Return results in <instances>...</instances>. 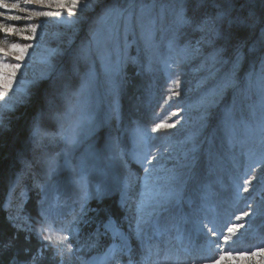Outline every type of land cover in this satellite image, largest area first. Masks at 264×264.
<instances>
[{"label": "rangeland", "instance_id": "374dc122", "mask_svg": "<svg viewBox=\"0 0 264 264\" xmlns=\"http://www.w3.org/2000/svg\"><path fill=\"white\" fill-rule=\"evenodd\" d=\"M3 2L11 5L18 0ZM65 2L70 4V0ZM114 5L129 8L128 0H97L93 8L74 25L63 24L50 17H32L28 20L25 19L27 12L0 8V23L26 30L6 34L0 29V49H3L0 51V63L21 64L12 81L11 90L5 96V101L12 107L4 110L3 127L0 128V146L3 147L0 161L7 162L2 179L5 196L3 208L8 219L10 213H17L39 228L41 211L46 212L54 234L69 235L68 242L73 244L74 249H79L74 251L71 258L66 254L64 264H130V258L131 264H141L144 254L140 255L134 242L136 238H130L129 231L133 222L130 213L132 209L135 210L134 206L141 199V195L133 200L131 197L138 189L140 193L145 191L144 180L138 178L143 172L141 168L137 171L140 165L132 159L127 163L129 168L126 169L127 165L121 164V168L115 170L110 165L115 154L111 141L118 139L120 149L126 145L131 149L133 132L137 126L150 130L157 119H166L168 123L179 120L180 123L174 129H162L159 133H152L155 145L153 151L162 149V145L168 142L172 145L178 144L184 152L193 147L189 140L194 141L199 148V159L194 169L195 179H189L191 173L188 163L176 170L179 175L177 182L167 180L168 170L172 168H168L165 162L160 163L149 177L159 178V181L151 179L148 182V193L163 195L173 189L178 194L169 199V202L150 200L151 208L166 223L150 224L146 229V236L151 235L156 228L167 234L170 229L179 228L180 223L173 220L174 212L182 209L187 199H191L196 193L200 194L201 188L208 187L206 180H210L212 187L209 188L214 194L212 207L220 202L217 189L227 187L224 202L226 210L230 211L242 204L237 215H242L244 211L251 213L241 221L231 224H243L244 227L230 234L229 244L232 251L220 264H264V253L259 251L264 248V241L261 242L264 239V235L261 236L264 231V181H253L248 193H239L242 200L236 198L237 185L250 171L249 165L264 157V127L261 125L264 112L260 107L261 92L264 90L259 64L261 53L257 51L251 57H246L235 73L236 86L225 88V82L233 72L229 55L213 58L218 42H214L211 35H202L179 27V0H161L152 10L151 19L154 23L150 26L153 33L151 39L145 37L148 26L146 19L144 25L140 22L139 4L136 6V19L132 24L113 18L101 19L104 9ZM21 7L45 12L57 10L42 5L21 4ZM249 12L257 16L264 14V4H261V0H237L234 14L247 15ZM66 15L62 11V16ZM12 16H21L22 19L13 21ZM32 25H40L35 33L36 38L25 40V36L32 35ZM170 41H175L172 49L169 48ZM14 44L32 45L24 53L22 61L15 60V56L20 53L12 49ZM82 49L85 53L83 56ZM49 58L54 68L46 63ZM72 64L75 65V70L69 72ZM105 65L109 68L123 66V82L118 96L112 93L113 77L106 73ZM253 70L255 75L249 82L247 77ZM54 72L64 74L61 79L68 84L70 93L75 92L82 81L88 80L90 74H94L91 87L83 94L71 95L68 101L72 111L64 120L63 128L65 132L73 129L78 132L79 142L74 145L66 144L56 135L61 130L60 125L48 118L41 120V128L49 135L43 137L40 143L32 140L33 120L44 107V98L52 87ZM2 76L0 84L7 86L11 73L5 69L2 70ZM175 79L180 81V96L167 101V90L174 87L172 80ZM18 89L29 94L25 102L17 103L20 97ZM213 101L214 106H210ZM114 107L118 109V116L112 115ZM227 107L234 108L237 120L226 131L221 126V117ZM58 108L60 111L65 110L62 99L58 100ZM205 112L208 113L207 119H204ZM173 113L179 115H172ZM45 141L58 146L49 148ZM127 156L125 154L124 159ZM50 166L54 171H50ZM131 166V171L138 180L124 186L122 181L131 178L128 171ZM262 173L264 166L256 172L258 181ZM124 174L128 178L124 179ZM81 177L85 179L81 181ZM17 178L19 185L13 192L12 187ZM105 183L112 189L108 198L116 199L120 216L106 221L97 218L103 200L92 198L82 201L79 211L75 208L81 205L76 198L80 190L89 193ZM41 185L45 189L43 192ZM126 189L130 191V196L126 194ZM157 204L159 207L170 204V213L161 212ZM71 207L76 213L73 221L66 226L57 225L67 220L65 214ZM109 221L125 237L131 248L130 253L117 254L113 263L103 261V256L110 249L114 250L121 240L111 231L106 232ZM29 238L41 248V241L35 233L30 234ZM238 239L248 248L239 245L241 241H237ZM209 240L205 239L200 251L206 258L213 254L210 248L218 249ZM220 243L222 247V242ZM252 244L255 249L249 250ZM56 247L63 248L64 245L57 244ZM230 248L219 252L215 259L228 253ZM253 252L257 254L253 255ZM43 256L58 260L60 264L61 258L51 248L44 249ZM185 260L183 264H192L191 259Z\"/></svg>", "mask_w": 264, "mask_h": 264}, {"label": "snow or ice", "instance_id": "6c2138e0", "mask_svg": "<svg viewBox=\"0 0 264 264\" xmlns=\"http://www.w3.org/2000/svg\"><path fill=\"white\" fill-rule=\"evenodd\" d=\"M160 2L161 0H151L150 3L148 0H128L129 8H121L118 5L106 7L103 11L101 19L113 18L115 20H124L128 24H132L136 19V6L139 4L141 13L140 22L142 25H144L146 19L148 26L145 31V37L146 39H151L153 37V33L150 30V26L154 23V21L151 19V12ZM96 3L97 0H70V4L66 3L65 0H18L17 3L9 5L8 3L3 2V0H0V8L9 10L19 9L20 12H27L28 16L25 19L28 20H31L32 17H50L63 24L74 25L77 23V21H79L81 16L92 9ZM179 3L180 8L177 14V22L179 27L181 29L199 32L202 35L206 33L211 35L213 41L218 42V46L215 48L213 58L222 57L225 54L229 55L233 72L226 80L224 85L225 88L236 86V81L234 79L235 73L244 63L246 57H251L257 51L261 53L259 56L260 76L262 79H264V14L260 16H257L253 12H249L247 15L234 14V8L237 0H179ZM21 4L28 6L42 5L48 7L49 9L55 8L57 10L47 12L37 11L28 7H21ZM261 4H264V0H261ZM62 11L66 12L67 15L62 16ZM125 13H127V15H125ZM0 15H2V13H0ZM71 17H75L76 19H70ZM11 19L13 21H19L22 19V17L12 16ZM37 27H40V25L31 26L30 32L32 35L25 36V40H32L36 38L35 33ZM0 29H2L6 34L26 31L25 29H19L13 27L12 25L2 23H0ZM93 39L95 40V36H93ZM30 47H32L31 44L25 46H21L20 44L12 45V49L20 53L19 55L15 56V60L22 61L24 59V53H26ZM173 47H175V41H170L169 48L172 49ZM0 51H3V49H0ZM181 51L184 50L181 49ZM54 54L55 53L53 52V55ZM84 54V50L82 49L81 55L83 56ZM5 55H7V53H5ZM46 63H48L50 67L54 68V66L51 64V58H49ZM20 67V63H0V81L3 80L2 70L6 69L11 73L7 86L0 84V102H3L0 104V128L3 127L4 110H10L12 107L8 101H5V96L7 95V92L11 90L12 81ZM169 67H173V65H169ZM74 70L75 65L72 64L69 72ZM122 70V65L117 66L116 68H109L107 65H105L106 73L113 77L112 93L114 96L119 95V90L123 82ZM254 75L255 70L249 73L247 77L249 82L252 80ZM63 76V73L54 72L52 87L44 98V107L33 120L32 140L34 143H40L43 137H47L49 135L41 128V120L45 118L51 119L60 125L61 130L56 135H58L60 139H62L66 144L74 145L79 142L78 132L75 129H73L71 132H65L63 128V122L72 111V108L68 103L70 96L83 94L87 89H89L94 80V74H90L89 79L82 81L79 88L75 92L71 93L69 92L68 84L63 82L61 79ZM57 81L60 82L58 83ZM172 84L174 87L167 90V101H171L173 97L180 96V92L178 91L180 81L178 79L172 80ZM18 91L20 92V97L17 100V103L25 102L29 94L26 91H22L20 89H18ZM15 95L16 94L14 93V97ZM61 99L65 103L64 111H60L58 108V100ZM167 101H165V103ZM214 103L215 102L213 101L212 105L210 106H214ZM260 107L262 112H264V90L261 92ZM112 115L118 116L117 108H113ZM172 115L178 116L179 113H173ZM207 117L208 113L205 112L204 119H207ZM236 120L237 116L234 108H225L221 117V126L227 131L232 125L235 124ZM179 123V120H176L174 123H168L166 119H157L153 122L150 130L141 128L140 126H137L136 129H134L133 147L127 155L143 168L145 173L144 183L146 187L148 185L149 177L157 170V167L160 165V162L163 159V155L158 148L155 152L152 150L155 147L152 133H159L162 129H174ZM261 125L264 127V118L261 120ZM77 128H79V125H77ZM189 142L193 144V147L191 149L192 155L187 167H189L191 173L189 179H195L194 169L199 159V148L194 141L189 140ZM111 147L114 149L115 157L120 159L122 164L126 166L127 161L124 159L125 153L120 149L119 140L113 139L111 141ZM209 158H211V149H209ZM186 159H188V157H186ZM153 161L156 163L153 164ZM149 165L152 167L150 168ZM262 166H264V157H262L259 162L249 165L250 171L246 173L242 179V182L237 185L238 194L240 192L248 193L250 191V186L253 185V181H257L258 183L264 181V173L261 174L259 181L256 175L257 170ZM50 171H54L51 166ZM168 171L171 174V181H176L179 179V175L175 172V169H170ZM80 179L83 181L85 178L81 177ZM18 185L19 178H17V182L12 187L13 192L16 191ZM111 190V187L105 183L102 186L95 188L91 193L85 192L83 199L87 201L89 198H92L102 201L111 194ZM41 191H45L43 185H41ZM177 194L178 193L173 189H169L167 192L163 193L164 197L167 199H172ZM248 207L250 208L251 204H249ZM40 215L41 220L39 221V228H37L35 224L31 223L30 220L24 218L23 216L17 213H10L9 222L16 232L25 233V239H28L30 234L35 233L37 238L41 241V248L35 255H32L28 258L21 259L17 253L15 255L8 256L7 260H5L4 254L6 250L15 248L16 241L14 239L7 241L0 239V264H40L43 250L49 248L54 251L55 255L61 258L60 264H64L66 254L68 258H71L74 251L79 250L78 248L74 249L73 244L68 242L70 240L69 235L54 234L52 230V223L46 212L41 211ZM249 215H251V213L244 211L242 215H236L235 219L240 221ZM142 222L147 223V221H144L143 218ZM242 227H244L243 224H233L227 228V232L229 234H233ZM203 228L207 230L208 234H210L211 242L215 244V247L221 248L220 241H222L225 245L229 243V235L219 234L218 232L214 231L212 227H209V224L207 223L203 224ZM107 231H111L114 236L121 240V243L117 245L114 250L110 249L109 253L106 254V257H110L114 260L116 259L117 254L124 255L131 252V248L127 240L122 234L119 233V230L114 227L111 221H109V224L106 226V232ZM135 235L136 238L141 241V244H143L142 229L139 225ZM57 244L64 245V247H56ZM231 251L232 249H229L228 253L221 254L219 259L203 258L200 261V264H220V261L224 260L226 255H230ZM259 251L264 253V248H261ZM151 252L152 250L150 247H145L141 264H148V261L151 257ZM252 254L256 255L257 253L253 252ZM164 264H167V261H165ZM192 264H197V260L195 258H193Z\"/></svg>", "mask_w": 264, "mask_h": 264}, {"label": "bare ground", "instance_id": "6f19581e", "mask_svg": "<svg viewBox=\"0 0 264 264\" xmlns=\"http://www.w3.org/2000/svg\"><path fill=\"white\" fill-rule=\"evenodd\" d=\"M45 144H47L49 148H54V147L58 146V145L49 144L46 141H45ZM132 147H133V144H132ZM131 149H129L128 145H126V147L121 148V150L126 155L131 151ZM191 149H192V147L189 148L188 150L186 149L187 151L183 152V151H181L178 144L172 145V144H168V142L167 143L165 142L162 145V149H160V152L163 155V159L161 160V162H165V165L168 168L175 169V172H177L176 170H178L181 165H187L189 163L191 155H192ZM186 157H188V159H186ZM125 160L128 163L129 161H131V158L127 156L125 158ZM110 161H111L110 165L115 170L121 168L122 163L115 157V154H113V157ZM153 162H155V161H153ZM127 168H129L128 165L126 166V169ZM140 168H141V172H143V173L142 174L140 173L141 177H138V178H140V180L143 181L144 180L143 176L145 175V173H144V170L141 166L138 168L137 171H139ZM131 169H132V166L128 170L131 174L130 175L131 178H128L127 175L124 174L125 175L124 179L128 178V179L122 181L124 186H128L133 182H137V180H138V178L134 177V174L132 173ZM170 175H171L170 173L167 174V180H170ZM151 179H152V181L153 180L159 181V178H156V177L151 178ZM151 179H149L148 182L151 181ZM177 181L178 180L172 181V182H177ZM152 183H154V182H152ZM206 183H209L208 187L205 186L206 188H201L200 194L196 193L194 196H192L191 199H189V200L187 199L183 203V208L174 212L173 220H174V222L178 221L180 223L179 224L180 227L174 228L173 230L170 229L171 237L169 238V241L166 243H163V235L165 234V232H163L162 229H160V231H158V229L156 228L152 232L151 235L148 234L147 236H146V229L148 228V226L150 224L155 223V224L164 225L166 223V221H164L163 218L158 216V212H156L155 210H153L151 208L150 200L154 199V200H159V202L160 201L169 202V199L164 197V195L149 194L148 190H150V187H148V185H147V187L144 186L145 191L144 192L142 191L143 193L139 192L140 189L136 190V192L134 191L131 199L133 200V199H135V197L140 196V195H141V199L139 198L137 205L134 206L135 210L132 209L131 213H130V218L132 219L133 222L131 223L132 226H131L130 231H129V233H130L129 236H130V238H132V237L136 238L135 234L137 231V227L139 225L140 228L142 229L143 244H141V241L137 238H136V240H134V242L137 245L136 247L138 248L140 255L144 254L145 247L151 248L152 252H151V257L148 261V264H164L165 261H167V264H183L186 261L185 259H191V261H192L193 258H195L197 260V263L200 264V261L203 258H206L205 256H203L200 253V251L203 247V244H205V239H210L209 242H211L210 234H208L207 230L203 228V224H205V223L209 224V227L213 226L214 228L213 227L212 228L216 232L222 231V232H218L219 234L223 233L224 235L230 236V234L227 232L226 227L227 226L230 227L232 223L239 222L235 219L234 216H236L237 212H239L242 209V204L233 208L230 211H227L225 203H224L226 200L225 198H226L227 187H226V189H224V187H222V188L219 187V189H217V193L219 194L218 198L220 199V202H222V205L220 204V202H217L216 203L217 206L212 207L214 194H213V190L209 188V187H212V182L210 180H206ZM161 184H162V182H161ZM137 185H139V184L137 183ZM141 185L142 184L140 182V187H141ZM89 193H91V191ZM162 193H163V191H162ZM84 194L85 193L82 190H80L76 195V198L81 203L80 206H78V207L75 206V208H78V211H79V209L82 208V201L86 202L83 199ZM126 194L130 196V191H127V189H126ZM149 195H151V197H148ZM236 198L238 200H242V195L238 194V195H236ZM126 202H127V200H126V198H124V203H126ZM54 204H56V202ZM157 206H158V209H161V212H165V213L169 212L170 213V210H171L170 204H167V207H159L158 204H157ZM70 214H72L73 216H70ZM65 215L67 216L66 217L67 220L65 222H61L60 224H57V225H64V226H66L67 224L69 225V223L73 221L74 215H76V213L72 210V207H71L70 210L68 212H66ZM142 218L144 221H147V223H143ZM218 226L223 227V228L220 229ZM189 234L191 235L190 237H189ZM262 235H264V231L261 233V236ZM180 238H182V239H180ZM157 240H158V243H157ZM237 241H241V239H238ZM263 241H264V239H262L261 242H263ZM220 242H222V241H220ZM243 243L244 242L241 241L239 243V245L243 246ZM183 244H187L189 246L186 247V250H184L183 253H180V251H181L180 247ZM157 247H158V249H157ZM230 247H231V245L229 243L225 245L222 242L221 249L218 248L217 250H214L213 248H210L213 252V254L210 255V258H216L217 254L219 252L222 253L223 250H227ZM245 247H247V246L246 245L243 246V248H245ZM253 248L255 249V245L252 244V246L249 247V250H253ZM186 255H187V257H185ZM97 257H95V258H97ZM208 258H209V255H208ZM103 261H111L113 263V259H111L110 257H106V255L103 256ZM121 261H122V259L119 260V262H121ZM113 264H115V263H113Z\"/></svg>", "mask_w": 264, "mask_h": 264}, {"label": "trees", "instance_id": "16d2710c", "mask_svg": "<svg viewBox=\"0 0 264 264\" xmlns=\"http://www.w3.org/2000/svg\"><path fill=\"white\" fill-rule=\"evenodd\" d=\"M3 147L0 146V158L2 157ZM7 162L0 161V239L5 241L14 239L16 241L15 248L11 250H6L4 254V259L7 260L8 256L19 254L21 259L28 258L35 255L38 252L40 246L34 243L30 238L25 239L24 233H17L12 227L8 219V214L3 208V202L5 196L3 195V185L2 179L6 171ZM121 215V211L117 204L116 199L106 198L101 202L100 210L97 212V218H102L103 220H108L109 218L116 219V217ZM40 264H59L58 260L52 259L47 256H43L40 260Z\"/></svg>", "mask_w": 264, "mask_h": 264}]
</instances>
